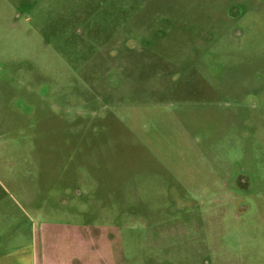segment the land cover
<instances>
[{
	"label": "rangeland",
	"instance_id": "rangeland-1",
	"mask_svg": "<svg viewBox=\"0 0 264 264\" xmlns=\"http://www.w3.org/2000/svg\"><path fill=\"white\" fill-rule=\"evenodd\" d=\"M75 225L264 264V0H0V264H67Z\"/></svg>",
	"mask_w": 264,
	"mask_h": 264
},
{
	"label": "crops",
	"instance_id": "crops-1",
	"mask_svg": "<svg viewBox=\"0 0 264 264\" xmlns=\"http://www.w3.org/2000/svg\"><path fill=\"white\" fill-rule=\"evenodd\" d=\"M69 229L72 231L68 233L74 236L77 244H75L76 248L70 249L71 251L65 257L64 261H68L67 264H127L126 261L118 260L111 242H105L106 245L101 243L102 236H105L107 231L104 227L96 226L86 229L75 225ZM103 251H106L105 255Z\"/></svg>",
	"mask_w": 264,
	"mask_h": 264
}]
</instances>
